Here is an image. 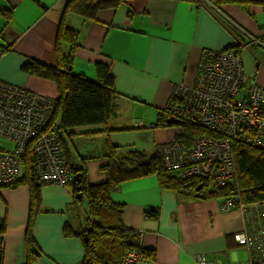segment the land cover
Segmentation results:
<instances>
[{
  "label": "crops",
  "instance_id": "0c3cea01",
  "mask_svg": "<svg viewBox=\"0 0 264 264\" xmlns=\"http://www.w3.org/2000/svg\"><path fill=\"white\" fill-rule=\"evenodd\" d=\"M69 1L0 0L1 9H13L9 21L0 15V47L5 50L1 81L56 97L52 81L29 75L23 67L30 61L56 64L57 33ZM64 21L80 32L74 73L97 81L98 66L107 65L120 94L107 124L79 127L71 138L65 137L73 161L89 159L91 184L106 180L100 169L107 163L110 144L120 156L151 157L160 153L162 144L183 138L181 124L149 126L158 124L176 86H196L206 51L239 48L245 73L264 88L261 1L241 5L221 0H124L116 9H100L95 19L70 13ZM41 196L33 225L40 255L31 263L26 236L32 212L30 190L25 185H0V219L6 221L0 264H83L81 239L64 235L66 224L76 226L72 185H47ZM112 199L124 205V223L141 235L139 246L156 254L154 260L136 264H200V258L208 264L244 263L228 256L239 246L234 235L243 230V216L238 211L223 212L221 199L162 188L156 176L120 184ZM155 210L156 216L149 215Z\"/></svg>",
  "mask_w": 264,
  "mask_h": 264
},
{
  "label": "built area",
  "instance_id": "2783aa9c",
  "mask_svg": "<svg viewBox=\"0 0 264 264\" xmlns=\"http://www.w3.org/2000/svg\"><path fill=\"white\" fill-rule=\"evenodd\" d=\"M257 1L264 5V0ZM3 55L0 47V59ZM54 110V98L0 80V184L9 185L18 179L30 143L38 185L70 184L72 167L60 154L59 138L45 132ZM166 113L181 125L206 130L190 138L173 139L160 148L164 167L184 179L209 180L223 188L236 182L235 152L239 143L264 150V88L245 73L237 47L206 51L196 86H176ZM221 200L223 212L238 211L243 216V230L234 239L247 249L248 260L239 264H264V202L246 204L238 189ZM142 259L132 251L125 264ZM199 262L208 264L205 258Z\"/></svg>",
  "mask_w": 264,
  "mask_h": 264
},
{
  "label": "trees",
  "instance_id": "16d2710c",
  "mask_svg": "<svg viewBox=\"0 0 264 264\" xmlns=\"http://www.w3.org/2000/svg\"><path fill=\"white\" fill-rule=\"evenodd\" d=\"M124 0H70L64 12L77 14L85 19H95L96 13L104 8H118ZM238 2L245 5L249 0H221ZM13 9H1L0 15L8 21L12 18ZM62 20L55 43L56 64L47 65L38 61L26 63L23 70L32 76L48 79L56 86L55 110L45 128V132H53L59 138L61 152L72 167L70 185L73 187L74 201L72 209L76 226L66 224L64 235L81 239L85 257L83 264H125L126 256L137 251L144 261L155 259V252L142 249L139 246L140 234L128 228L124 223V205L112 199L113 191L122 183L133 179L156 176L162 188L175 192L184 190L203 198L222 199L234 194L238 189L246 204L264 202V150L248 144L239 143L236 146V182L223 188H218L209 180L197 178H182L177 172L164 167L161 154L147 156L143 153H130L120 156L116 148L110 144L106 156L107 163L100 171L106 175V180L99 184H91L87 163L89 159L80 158L81 162L73 161L66 148V138L75 135L79 127L105 125L115 113V101L120 96L115 88V78L107 65L98 66V80H90L83 75L74 73L73 61L80 47V32L69 27ZM69 47L65 52V47ZM4 50V49H3ZM5 52V50H4ZM169 115L160 114L157 126H170ZM183 138L206 132L184 123ZM66 137V138H65ZM36 157L33 143L29 144L21 160V173L18 179L9 185L12 188L25 185L30 190L31 217L27 231V247L30 262L40 252L33 237V225L41 208V186L37 183L35 173ZM75 175L79 176V183ZM2 185V184H0ZM202 186L199 191L197 188ZM77 188H80L78 191ZM87 199L85 223L82 222L80 210L84 199ZM152 213V212H151ZM157 215V211L149 214ZM6 232V221L0 219V238Z\"/></svg>",
  "mask_w": 264,
  "mask_h": 264
},
{
  "label": "rangeland",
  "instance_id": "374dc122",
  "mask_svg": "<svg viewBox=\"0 0 264 264\" xmlns=\"http://www.w3.org/2000/svg\"><path fill=\"white\" fill-rule=\"evenodd\" d=\"M181 130L183 131L182 127L180 126ZM76 176V175H75ZM87 208V199L85 198L83 201V207L80 210V216L82 219V222L84 224L85 223V217H86V211L85 209ZM228 256L231 257H236L238 261H243L246 262L248 260V252L247 249L245 247L242 246H235L234 248H232L231 251H229Z\"/></svg>",
  "mask_w": 264,
  "mask_h": 264
},
{
  "label": "water",
  "instance_id": "95a60500",
  "mask_svg": "<svg viewBox=\"0 0 264 264\" xmlns=\"http://www.w3.org/2000/svg\"><path fill=\"white\" fill-rule=\"evenodd\" d=\"M169 124H171V125H175V124H180V121L177 119V118H175V117H170L169 119H168V121H167ZM75 178H76V180H77V182L79 183V176L78 175H76L75 176ZM201 187L202 186H199L198 188H197V191H199L200 189H201ZM77 190L79 191L80 190V188H77Z\"/></svg>",
  "mask_w": 264,
  "mask_h": 264
}]
</instances>
